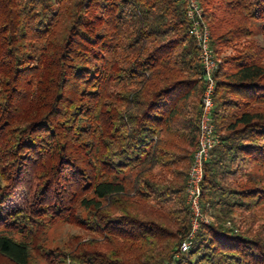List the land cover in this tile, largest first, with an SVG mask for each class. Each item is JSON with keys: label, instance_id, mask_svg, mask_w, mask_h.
I'll return each instance as SVG.
<instances>
[{"label": "trees", "instance_id": "16d2710c", "mask_svg": "<svg viewBox=\"0 0 264 264\" xmlns=\"http://www.w3.org/2000/svg\"><path fill=\"white\" fill-rule=\"evenodd\" d=\"M199 2L219 143L181 253L205 90L186 2L0 0V264H264V0Z\"/></svg>", "mask_w": 264, "mask_h": 264}, {"label": "built area", "instance_id": "2783aa9c", "mask_svg": "<svg viewBox=\"0 0 264 264\" xmlns=\"http://www.w3.org/2000/svg\"><path fill=\"white\" fill-rule=\"evenodd\" d=\"M186 2L187 16L190 20V34L199 48L200 61L203 68L205 90L202 96V112L199 122L198 143L193 153L192 165L188 173L187 195L192 209L191 231L182 241L180 252L189 251L196 231L203 218L201 207V184L204 178V165L210 156L211 150L219 143V136L215 133V124L212 118L214 108V95L216 91L215 71L219 65L216 54L211 45L210 29L204 20L203 9L199 0H184ZM208 223V221H207Z\"/></svg>", "mask_w": 264, "mask_h": 264}, {"label": "rangeland", "instance_id": "374dc122", "mask_svg": "<svg viewBox=\"0 0 264 264\" xmlns=\"http://www.w3.org/2000/svg\"><path fill=\"white\" fill-rule=\"evenodd\" d=\"M204 20L206 21L205 17H204ZM206 23H207V25L209 27V24H208L207 21H206ZM209 29H210V27H209ZM210 33H211V29H210ZM211 41H212V39H211ZM225 53L226 54L232 53V50L230 49V50L222 53V57L225 55ZM216 58L220 62V59L217 56H216ZM189 170H190V168H189ZM188 173H189V171H188ZM186 186H187V184H186ZM186 195H187V190H186ZM21 196H22V193L17 194L15 196V201H19L20 198H21ZM186 199H187V204L190 207V204L188 202V195H187ZM200 202H201V199H200ZM201 207H202V205H201ZM190 210H191V221H192V216L193 215H192V209H191V207H190ZM202 212H203V210H202ZM203 218H204V220H206V222L203 221L200 224V226L202 224H209L211 222V220H212L211 217L209 215L205 214L204 212H203ZM207 221H208V223H207ZM200 226H199V228H200ZM199 228L197 229L196 233L199 231ZM76 231H77V229L73 225H69V224H65V223H59V224H57L56 226H54L53 228H51V229L48 230V233H47V239H48V242L47 243H48V246L55 247V246L59 245L64 239L67 238V236L69 234H71L73 232H76Z\"/></svg>", "mask_w": 264, "mask_h": 264}]
</instances>
